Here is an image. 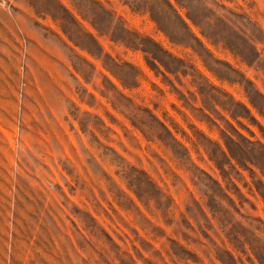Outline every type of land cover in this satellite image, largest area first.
<instances>
[{"label":"rangeland","instance_id":"rangeland-1","mask_svg":"<svg viewBox=\"0 0 264 264\" xmlns=\"http://www.w3.org/2000/svg\"><path fill=\"white\" fill-rule=\"evenodd\" d=\"M0 3V264H264V0Z\"/></svg>","mask_w":264,"mask_h":264},{"label":"clouds","instance_id":"clouds-1","mask_svg":"<svg viewBox=\"0 0 264 264\" xmlns=\"http://www.w3.org/2000/svg\"><path fill=\"white\" fill-rule=\"evenodd\" d=\"M4 7V4L3 3H0V8H3Z\"/></svg>","mask_w":264,"mask_h":264}]
</instances>
